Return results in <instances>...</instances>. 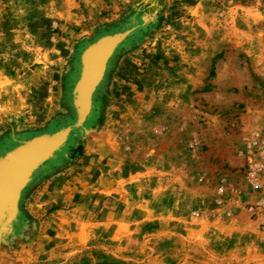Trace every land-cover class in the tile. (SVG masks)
Listing matches in <instances>:
<instances>
[{"label": "rangeland", "instance_id": "374dc122", "mask_svg": "<svg viewBox=\"0 0 264 264\" xmlns=\"http://www.w3.org/2000/svg\"><path fill=\"white\" fill-rule=\"evenodd\" d=\"M66 130L2 191L0 264H264V0H0V172Z\"/></svg>", "mask_w": 264, "mask_h": 264}, {"label": "water", "instance_id": "95a60500", "mask_svg": "<svg viewBox=\"0 0 264 264\" xmlns=\"http://www.w3.org/2000/svg\"><path fill=\"white\" fill-rule=\"evenodd\" d=\"M115 42L110 39H103L96 46L89 48L82 56L83 68L73 92V105L78 115L77 124L82 122L88 113L91 93L100 79L104 63L115 46ZM68 131H62L52 137H43L36 140L33 145L22 151L7 168L0 172V200L1 193L8 182L15 175L28 171V169L50 155L52 150L65 139Z\"/></svg>", "mask_w": 264, "mask_h": 264}, {"label": "built area", "instance_id": "2783aa9c", "mask_svg": "<svg viewBox=\"0 0 264 264\" xmlns=\"http://www.w3.org/2000/svg\"><path fill=\"white\" fill-rule=\"evenodd\" d=\"M262 136V135H261ZM250 153L249 162V185L253 191H264V143H260L259 139L253 138L249 143ZM253 207H250V211Z\"/></svg>", "mask_w": 264, "mask_h": 264}, {"label": "bare ground", "instance_id": "6f19581e", "mask_svg": "<svg viewBox=\"0 0 264 264\" xmlns=\"http://www.w3.org/2000/svg\"><path fill=\"white\" fill-rule=\"evenodd\" d=\"M97 87V86H96ZM14 174H17V173H14ZM2 194V193H1ZM2 197H3V194L1 195ZM2 197H1V199H2Z\"/></svg>", "mask_w": 264, "mask_h": 264}]
</instances>
